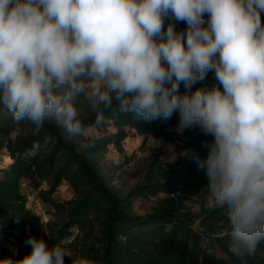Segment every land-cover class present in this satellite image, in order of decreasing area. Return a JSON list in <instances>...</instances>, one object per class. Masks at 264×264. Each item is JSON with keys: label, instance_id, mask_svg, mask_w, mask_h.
<instances>
[{"label": "clouds", "instance_id": "obj_1", "mask_svg": "<svg viewBox=\"0 0 264 264\" xmlns=\"http://www.w3.org/2000/svg\"><path fill=\"white\" fill-rule=\"evenodd\" d=\"M209 71L216 84L193 90ZM0 104L17 124L73 136L85 107L95 127L114 105L148 121L178 113L179 133L212 137L195 160L205 207L227 209L229 251L242 259L264 241V0H0ZM25 244L0 264H100Z\"/></svg>", "mask_w": 264, "mask_h": 264}, {"label": "trees", "instance_id": "obj_2", "mask_svg": "<svg viewBox=\"0 0 264 264\" xmlns=\"http://www.w3.org/2000/svg\"><path fill=\"white\" fill-rule=\"evenodd\" d=\"M186 27L184 22L177 24L178 29ZM214 84V73L209 71L193 90ZM81 119L85 132L89 128L114 131L106 137L86 139L85 132L70 135L55 121L37 129L28 121L17 124L0 104V151H5L10 160L7 167L0 166V232L17 233L23 240L29 229L49 246L59 245L74 256L83 255L100 264H264V241L253 255L242 259L229 251L231 235L225 207L209 210L204 205L195 214L183 211L170 197L207 188V178L198 170L195 158L207 156L205 144L211 136L198 127L176 131L178 113L169 120L148 121L121 112L114 105L105 113L100 127L93 126L95 114L86 107ZM132 131L170 142L179 157L168 166L154 160L140 182L121 192L111 185V174L117 166L105 167L100 157L110 145L123 152ZM34 144H38V150L33 149ZM184 149L189 150L186 156L180 155ZM24 180L34 189L44 183L50 185L40 194L61 212L60 223L43 226L41 216L28 206L22 192ZM63 182L73 188L75 195L60 205L52 195ZM163 194L169 197L159 199L150 212L135 211L136 201ZM30 251L31 247L12 252L0 246V261L4 257L19 259ZM66 264H70L67 258Z\"/></svg>", "mask_w": 264, "mask_h": 264}, {"label": "rangeland", "instance_id": "obj_3", "mask_svg": "<svg viewBox=\"0 0 264 264\" xmlns=\"http://www.w3.org/2000/svg\"><path fill=\"white\" fill-rule=\"evenodd\" d=\"M177 131V128L175 129ZM114 128H89L85 132L86 139H95L106 137ZM179 155L176 148L170 142L164 139H157L151 135H139L132 131L126 139L123 146V152H119L114 145H110L106 153L101 157V163L110 169H114L111 174V185L121 192H127L142 180V176L150 163L158 159L165 166L173 164ZM10 163L5 151H0V166L7 167ZM49 184L44 183L40 189H34L28 180L22 183V192L27 197L28 206L41 216L43 226L49 222L60 223L62 215L49 201H45L40 194L41 191L49 189ZM74 190L67 183L63 182L52 195V199L60 205L74 198ZM209 191L205 188L195 192H177L170 197L181 207L183 211L199 214L201 208L205 205ZM169 197L163 194L156 198L142 199L135 202V211L140 214H146L151 211V207L159 199ZM29 236H35L31 230H27L23 240L17 233L0 232V246L10 249L12 252L26 250L25 241ZM36 237V236H35Z\"/></svg>", "mask_w": 264, "mask_h": 264}]
</instances>
